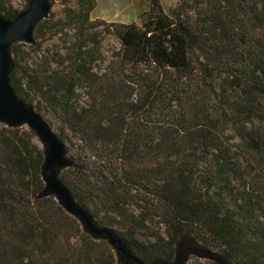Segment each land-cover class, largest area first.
<instances>
[{"label":"trees","instance_id":"16d2710c","mask_svg":"<svg viewBox=\"0 0 264 264\" xmlns=\"http://www.w3.org/2000/svg\"><path fill=\"white\" fill-rule=\"evenodd\" d=\"M79 1L73 15L84 26L105 23L90 18L96 0ZM194 3L168 14L151 0L141 27L110 23L119 63L103 74L98 44L43 77L19 78L11 64L18 97L60 108L100 160L97 171L69 162L59 176L93 220L111 213L98 227L122 226L111 230L126 256L47 189L46 147L33 130L0 120V264H264V0ZM0 5L7 20L20 14ZM83 86L90 103L79 107L73 97ZM154 110L164 119L151 127L144 117Z\"/></svg>","mask_w":264,"mask_h":264},{"label":"rangeland","instance_id":"374dc122","mask_svg":"<svg viewBox=\"0 0 264 264\" xmlns=\"http://www.w3.org/2000/svg\"><path fill=\"white\" fill-rule=\"evenodd\" d=\"M5 9L12 7L18 12L26 11L30 7L32 0H2ZM50 10L45 19L40 21L41 33L36 37V41L27 42L14 40L9 48H18L20 53L17 56L10 53L12 64L18 71V77L25 74L46 76L49 67L54 66L59 71H68L69 59L77 52L80 46L85 45L86 48H92L94 44H98L100 53L95 61L96 71L100 74L107 72L111 67H117L119 63V51L121 44L117 36L113 33V27L110 23L135 24L142 26L143 19L152 9L151 0H96V6L90 13L92 21H103L96 27H86L82 23V19L74 17L73 14H79V0H49ZM183 2L195 4V0H160L161 8L165 13H170L172 9L179 7ZM0 5V17L3 16V8ZM187 16L190 22L196 19V12L193 7H187ZM34 37V36H33ZM22 46V47H20ZM20 47V48H19ZM128 68V67H127ZM109 71V70H108ZM130 73V71H129ZM130 86L135 87L139 91L138 84ZM136 96L134 95L133 99ZM73 101L77 106H86L90 103L88 89L79 87L76 91ZM40 102V114L51 125L58 135H63V143L65 145V157L71 163L87 162L88 167L92 171H97L100 160L93 157L92 154L85 151L81 140L76 134L67 129L64 120V112L59 108H54L45 103H41L39 98L33 102L36 109ZM163 114L154 110L144 117V122H148L151 127L157 126L163 122ZM21 127L30 130L27 123H22ZM32 131V130H31ZM32 140L40 148H45V144L38 134L32 131ZM63 171L60 169L59 174ZM99 215L95 217V223L100 224L101 220L105 221V217L112 216L106 213V209L99 211ZM107 221V220H106ZM105 221V222H106ZM157 222V220H155ZM152 230L156 231L160 227L156 223H150ZM110 229H121L122 226H106ZM146 231L139 232L138 237L147 240ZM118 250V249H117ZM121 260L126 253L118 250Z\"/></svg>","mask_w":264,"mask_h":264},{"label":"water","instance_id":"95a60500","mask_svg":"<svg viewBox=\"0 0 264 264\" xmlns=\"http://www.w3.org/2000/svg\"><path fill=\"white\" fill-rule=\"evenodd\" d=\"M50 10L49 0H32L30 7L14 20L0 17V120L9 126L27 123L30 129L40 136L46 147L43 178L47 189L57 196L58 201L71 214L76 216L84 228L97 237L106 236L118 250H126L109 228L98 227L91 215L77 204L70 191L62 183L59 171L68 166L65 145L51 125L37 112L33 105L26 103L16 94L9 77L12 58L9 45L14 40L34 42V25L45 19Z\"/></svg>","mask_w":264,"mask_h":264}]
</instances>
